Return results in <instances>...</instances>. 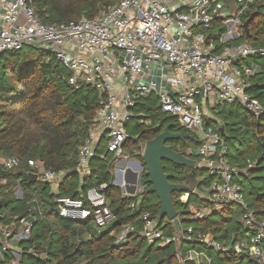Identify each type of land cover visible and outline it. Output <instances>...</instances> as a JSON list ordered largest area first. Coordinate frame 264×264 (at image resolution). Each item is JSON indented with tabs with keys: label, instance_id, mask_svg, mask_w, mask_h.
<instances>
[{
	"label": "trees",
	"instance_id": "16d2710c",
	"mask_svg": "<svg viewBox=\"0 0 264 264\" xmlns=\"http://www.w3.org/2000/svg\"><path fill=\"white\" fill-rule=\"evenodd\" d=\"M29 1L40 21L50 25L93 19L100 10L117 0ZM251 14L249 39L245 40L243 30L229 43L247 42L264 48V0H255L247 8L242 21ZM261 59L259 63H253L257 70L249 79L247 92L264 106V56L250 58L246 63ZM68 77L62 63L43 48L25 45L20 50L0 54V158L18 161V165L10 170L0 164V182H3L0 183V226L18 231L21 218L33 221L29 237L18 242L21 264H195L186 259L189 251L203 255L201 264H257L244 253L247 237L252 232L243 226V210L239 205L220 206L202 193L199 203L192 204L197 189L208 187L212 181L200 166L187 168L163 162L170 183L190 188L185 203L179 199L185 193L172 194L180 225L178 232L186 235L191 229L189 238L180 237L178 245L174 241L163 245L160 240L149 244L140 236L141 216L148 212L165 238H177L171 222L158 215L160 204L156 195L146 192L149 184L140 145L153 139L165 125L171 124L169 120L174 121L172 117L163 115L158 106L152 110L147 106L148 102H155L153 95L139 98L133 109V112L141 111L140 119H150L151 126L135 139L128 135L123 145L130 157L141 161L140 184L144 189L133 197H123L113 184L114 163H109L110 154L104 149L106 159L96 157V149L87 165L89 174L81 178L78 153L89 137L99 108V95L88 85L79 84L78 88L69 85ZM225 106H241L234 103L216 107L215 115L219 117V128H222L228 150L226 160L240 170L236 183L241 188L247 209L255 212L258 223H264V115L254 117L243 109V116L238 118L232 108L227 112ZM162 120L163 125H159ZM172 127L176 128L174 123ZM167 144L184 154L188 148L197 145L189 140ZM189 158L198 160L194 156ZM28 161H40L44 169L67 172L58 184L57 193H53L49 184L39 178L28 183L31 176ZM247 161L253 164V168L247 169ZM101 186H105L103 194L114 214L113 222L106 229L99 230L91 218L64 220L55 211L57 197L81 199L89 188ZM17 188L21 190V199L13 195ZM192 206L196 207L194 213L189 208ZM36 211H41L42 216ZM201 213L202 217L197 216ZM127 225L134 231L126 243L116 245L110 233L119 232ZM198 235H209L223 249L217 251L200 242ZM236 244L241 247V254L234 252ZM261 246L264 249V242ZM4 257L6 263L11 259L9 253Z\"/></svg>",
	"mask_w": 264,
	"mask_h": 264
},
{
	"label": "built area",
	"instance_id": "2783aa9c",
	"mask_svg": "<svg viewBox=\"0 0 264 264\" xmlns=\"http://www.w3.org/2000/svg\"><path fill=\"white\" fill-rule=\"evenodd\" d=\"M254 1L117 0L93 19L45 25L29 0H0V54L25 45L43 48L66 68L69 85L78 88L85 84L98 92L99 108L78 153L80 170L86 169L100 142H104L107 154L121 157L128 138L126 125L134 118L138 99L155 95L160 112L172 117L176 128L195 134L197 145L184 155L198 158L212 178L211 184L201 189L202 194L217 205L237 204L242 208L243 226L252 232L244 253L257 264H264V223H258L255 212L244 203L236 183L240 170L226 160L228 150L219 131L220 121L218 128H211L216 107L221 104L238 103L254 117L264 115V106L247 92L257 67L246 63L264 56V48L247 42L229 43L241 35L242 17ZM208 119L214 122L208 123ZM0 164L10 170L18 161L0 158ZM28 167L30 175L48 184L66 173L44 169L40 161H28ZM251 168L253 164L247 161V169ZM104 188H89L81 199L57 197L55 211L64 220L91 218L99 230L106 229L114 214ZM17 190L20 193L14 192V196L21 199ZM36 212L42 216L41 211ZM141 221L140 236L149 244L160 240L167 245L176 240L165 238L148 212L142 214ZM18 224V231L0 226V264H21L11 242L26 240L33 221L21 218ZM133 231L130 225L123 227L114 234V243H126ZM190 234L188 229L181 238L188 239ZM197 239L217 251L223 249L209 235H198ZM234 252L241 254L238 244ZM6 253L11 256L8 263ZM202 257L189 251L186 259L199 264Z\"/></svg>",
	"mask_w": 264,
	"mask_h": 264
},
{
	"label": "water",
	"instance_id": "95a60500",
	"mask_svg": "<svg viewBox=\"0 0 264 264\" xmlns=\"http://www.w3.org/2000/svg\"><path fill=\"white\" fill-rule=\"evenodd\" d=\"M252 19L253 14H251L242 24L245 40L249 39L248 26ZM163 123L164 120H162L159 125H163ZM219 131L222 135V128L219 129ZM184 140L197 143L192 135L186 132H180V129L178 128L173 129L171 124H167L153 139L145 142L141 155L142 162L145 167V175L148 177L147 182L149 184L146 192L156 195L160 204L158 215L160 217H166L171 222L175 237H177L180 225L178 213L172 202V194L185 193L188 196L190 188L181 184L170 183L168 180L169 175L164 172L163 162H169L174 165L187 168H195L198 166V162L196 160L190 159L185 156L184 153L175 151L170 145H167V142L170 141ZM135 167L141 170L139 163L135 162ZM36 180L37 175L32 174L28 183L35 182ZM141 189H144L143 185H141ZM17 199H19V196Z\"/></svg>",
	"mask_w": 264,
	"mask_h": 264
},
{
	"label": "crops",
	"instance_id": "0c3cea01",
	"mask_svg": "<svg viewBox=\"0 0 264 264\" xmlns=\"http://www.w3.org/2000/svg\"><path fill=\"white\" fill-rule=\"evenodd\" d=\"M2 12L3 11H0V16H1ZM0 26H1V17H0ZM134 115H136L135 111H134ZM140 115H141V113H140ZM101 143L102 142H100V144L98 145L97 148L100 147ZM101 156H102V158H105V156H103V155H101ZM122 157L124 159H126V160H128V158H129L128 152L125 153L124 148H123V155L121 157H114L113 155H110V158H109L110 159L109 160L110 163H114L115 164V163L118 162V163L121 164L120 166H117V169L114 168L115 174H113V176L115 175V177H114V180H113V184L120 189L121 195L123 197H129V196L133 197V196L139 194L140 191L143 190V189H141V184H140V181H141V170H139L137 167H135V162H133V161L127 162V165L131 164L130 166H132V168L125 167L124 161H123L124 159H122ZM194 160H196L198 162V166H200L199 160H197V159H194ZM78 173L80 174L81 178H84L86 175L89 174V171H88V168L86 167L85 170L84 169H81V170L78 169ZM66 174H67V172L64 174L63 177H61V179L55 181L52 184H49V186L51 187V191L53 193H57L58 184L62 181V179L66 176ZM16 192L18 194V190ZM184 199L187 200L188 196H186ZM11 230H13V229H11ZM115 233L116 232L112 231L110 233V235L112 237H114ZM18 242L19 241L13 239V241L11 242V244H12L11 248H13V250H15L14 252L19 254V256H20L21 247L19 248ZM202 262H203V259L201 258L199 260V264H201Z\"/></svg>",
	"mask_w": 264,
	"mask_h": 264
},
{
	"label": "rangeland",
	"instance_id": "374dc122",
	"mask_svg": "<svg viewBox=\"0 0 264 264\" xmlns=\"http://www.w3.org/2000/svg\"><path fill=\"white\" fill-rule=\"evenodd\" d=\"M259 61H262V59L261 60H256V61H254V60H250L249 62H250V64H256V63H259ZM154 99H155V102H148V104H147V106H150V107H152L151 108V110L154 108V107H157L158 106V100H157V98H156V96L155 95H153L152 96ZM153 98H152V100H153ZM241 106V105H240ZM242 107V106H241ZM241 107H239V106H234V107H231L232 109H233V112L234 113H237L238 114V118H241L242 116H243V107L241 108ZM229 106H225V110H227V112L228 111H230L229 109H231ZM236 111V112H235ZM154 112V111H153ZM140 113H141V111H139V110H137V111H135V119H133L131 122H129L128 124H127V127H126V131H127V134L129 135V137L131 138V139H135L139 134H140V132H142L144 129H146V128H149L150 126H151V120L150 119H140ZM214 116H215V119H214V121H215V123L213 124V126L211 127L212 129L213 128H218V126H217V122H219L220 120H219V117H217L216 115H215V113H214ZM169 123H171V125H173V123L175 124V121H173V123L169 120ZM174 126H176V124L174 125ZM175 129H177V128H175ZM184 131V130H183ZM192 135H195V134H193V133H191ZM175 145H177V146H179V144H176V143H174ZM144 145H145V143L144 144H142V145H140V148H141V152H140V155H142V151H143V148H144ZM190 147V146H189ZM188 148V147H187ZM98 149V151L96 152V157H98V156H101V155H105L104 154V151H103V149H104V142H102L101 143V145H100V147L99 148H97ZM127 152V149H125V153ZM129 155V154H128ZM122 159H124L123 157H122ZM110 160V159H109ZM199 160V159H198ZM124 161V165H125V167H127V168H132V166H130V165H127V162H129V161H133V162H137V163H139V165H140V167H141V175H142V172H143V166L141 165V161H139L137 158H132V157H130V155H129V158H128V160H126V159H124L123 160ZM109 163H110V161H109ZM118 164V165H117ZM121 164L120 163H115L114 165H113V174H115V170H114V168L115 169H117V166H120ZM114 177H115V175H114ZM17 189H19V188H17ZM17 189L14 191V192H16L17 191ZM21 191V190H20ZM18 192H19V190H18ZM17 193V192H16ZM20 193V192H19ZM201 190L200 189H197V191H196V194H197V196H193L192 197V204L194 203V204H198L199 203V197L201 196ZM22 194V193H21ZM13 195H14V193H13ZM187 195L185 194V195H183V196H181L179 199H180V201L181 202H186L187 200H185L184 198L186 197ZM17 197V196H16ZM15 197V198H16ZM189 208H191V212H196V207L195 206H192V207H189ZM208 210V209H207ZM183 234H182V232H178V234H177V238H176V240L174 241L177 245H178V239L182 236ZM20 248V247H19Z\"/></svg>",
	"mask_w": 264,
	"mask_h": 264
},
{
	"label": "flooded vegetation",
	"instance_id": "af4514ba",
	"mask_svg": "<svg viewBox=\"0 0 264 264\" xmlns=\"http://www.w3.org/2000/svg\"><path fill=\"white\" fill-rule=\"evenodd\" d=\"M180 132H184V131L180 130ZM167 145H170V144H167ZM170 146H171V145H170Z\"/></svg>",
	"mask_w": 264,
	"mask_h": 264
}]
</instances>
